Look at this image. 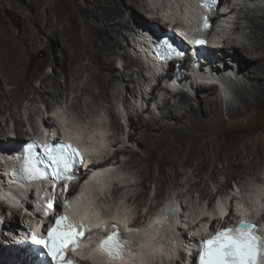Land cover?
<instances>
[{
  "label": "bare ground",
  "instance_id": "6f19581e",
  "mask_svg": "<svg viewBox=\"0 0 264 264\" xmlns=\"http://www.w3.org/2000/svg\"><path fill=\"white\" fill-rule=\"evenodd\" d=\"M11 7L21 8L22 12L29 10L28 18L32 29L29 38L31 44H45L49 39H56L58 42L57 39H60V44L56 49H51L45 44V50L49 49V53L59 55L57 59L51 61L54 66L53 74L40 76L38 87L30 83L28 88L22 90L17 88L16 91H7L0 88V148L10 149L9 152L0 149V158L5 163H7L6 157L16 159L21 144L28 141L31 136L43 138L45 131L49 134L48 139L59 135L76 144L82 141L81 136H84L90 142V145L85 146L87 150L90 148L95 153H102L101 146L106 145L108 141L103 128L96 124L86 131L80 126L69 123L64 113L59 114L57 110H50L49 114L48 108L51 102H54L62 109L63 100L72 93L68 104L70 109L78 111L81 104L90 109L103 108L111 117V125L118 131L122 130L111 99L115 92H117L116 96L121 95L118 94L122 89L121 82L128 80L129 85H126V90L132 96L131 98L137 102L141 100L142 105L147 104V108L144 110L141 106V110L151 112L150 104L154 102L161 116L143 119L137 113L139 110L133 108L135 105L129 107L126 104L127 125L130 129L127 134L122 130L121 135L126 134L128 142L133 139L139 146L137 138H132V135H136L138 125L146 126V131L138 134L146 154L139 158L136 149L124 142L126 136L119 141L113 135L112 142L109 143L114 151L111 157L99 162L97 167L111 166V161L115 159L114 164L122 165L123 162L121 163L119 158L128 153L129 159L124 163L127 165L137 161L135 167L145 164L146 169L142 172L137 169L134 173L144 175L151 182L156 183L157 197L163 196L167 186L178 187L187 169L191 172L186 182L188 186L186 193L191 194L197 191L202 199L207 198L208 182H216L220 174L227 179L232 175H239L238 183H235L239 190L238 185L242 187L243 181L258 182L259 187L249 192L250 206L241 201L242 203L238 205L239 210H235V214L244 221L259 220L260 228L264 233V190L262 189L264 185H261L264 181L259 176L264 170V123L235 137L222 138L217 135L219 123L222 122L223 107L229 120L239 121L247 117L251 110L264 99V0H225L222 5L219 0L218 10H226V12L221 16L217 15L215 21V23L219 21L218 31L212 35V39L215 38L222 48L213 53V58H217L213 65V72L219 74L224 87L219 89L212 84H197L189 75H185L184 81L191 87V94L182 88L170 91L164 87L162 81L167 83L164 78L168 74L159 76V71L147 67L137 51L139 45L135 38L140 30L139 24L144 25V28L156 27L157 30L166 33L169 23L174 22L173 29L184 31L191 36L199 33L201 12L199 0H30L28 9L18 3H13ZM243 7L247 9V13L242 12ZM229 24L233 26L234 34H237L232 42L229 41L230 36L226 32L231 28L228 27ZM211 32L214 30L211 29ZM240 40L242 42H238ZM124 41H126V50L123 47ZM247 44L252 48H249ZM117 47L122 48L118 50L117 59L121 62L123 76H117L114 73V70L119 68L116 66L115 57ZM239 48L245 58L241 53L242 56L238 54ZM128 50H131L134 55H130ZM218 53L221 54L222 59L218 60ZM225 57L229 58V61L225 62ZM0 60L2 68L0 71L3 73L4 82L9 83L17 79L24 65V59L12 41L2 35H0ZM183 62L189 67L190 58H185ZM217 62L220 65L223 64L224 68L232 74L222 73ZM172 68L173 66L169 67L170 72ZM136 69L139 72L137 77L139 83L135 84L131 81L133 80L131 75L137 71ZM196 77L200 79L203 76ZM118 86L121 87L117 89ZM29 93L32 96L28 100L30 103L28 119L33 121L34 115L38 114L34 111V102L37 101L45 103L48 113V115H38L39 122L35 126V132L30 135L24 131V121L19 114L21 98ZM173 95L179 99H172ZM195 99L197 100L193 102ZM122 100L127 101L125 98ZM31 111L34 113L32 114ZM4 121L5 124L2 125ZM11 125L13 128L10 129L14 131V135L10 138L7 133L11 131L9 129L5 131V128ZM26 136L29 137L26 138ZM216 162H221L222 166L218 167ZM102 172V175L95 174L90 177L89 181L81 187L80 194L68 198L64 210L73 220H82L87 223V226H93L94 230L101 225H110L111 218L106 213L120 223L119 225H123L122 222L125 220L132 222L131 228L134 229L138 240V249L133 254L111 264H152L155 263V259L161 260L162 264H167L168 259L173 261L176 255H178V261L174 264H188L191 260L190 253H193L195 249L197 235L206 232L208 217H215L217 213H224L229 207H233L234 197L231 200L225 197L224 203H218L216 206L212 205L214 199L210 197L206 211L200 206L193 208L191 218L187 220L189 224L187 229L175 222L178 221L181 224L185 221L182 219L185 217L183 215L187 208L183 203L178 204L180 210H177L169 201L168 204L160 203L156 208H149V217L141 216L133 219L125 210H123L124 215H121L120 211L122 212L121 209L124 207L122 205L116 206L112 211H105L92 203V200L95 203L96 194L106 189L109 184L111 195L115 191L120 192L122 189L135 185L130 182L125 183V179L121 177H119L121 180L111 184L110 177L104 174L108 173V170ZM87 174V170L82 171V181ZM8 177L5 166L0 163V184L6 186L5 192L0 194V208L13 206L15 209L12 217L4 220V230L9 231V228L19 227L20 223L29 224L35 229L39 219L34 211L46 213L50 209L48 198H46L49 191L43 185L45 182L23 183L21 188L16 187L19 188L18 190L12 178ZM138 183L144 185V181ZM32 187L36 190L35 199L31 200L35 208L29 211L28 215L22 214L21 210L25 211L23 207L25 202H22V198L25 196L24 193ZM223 187L225 184H221L219 189ZM183 196L184 194L178 193L175 197L181 199ZM146 197L147 193L144 192L133 195L130 199L132 198L134 204L142 209L145 206ZM130 199L127 200L129 204ZM227 204L230 206H226ZM162 207H164L163 210L160 209ZM170 209L173 210L172 214L169 213ZM92 216H96L99 222L105 224H98L94 221L96 218L93 219ZM19 218L22 219L20 222ZM141 222L145 226L141 227ZM211 224L213 226L211 230L215 228V224L219 227L218 221H213ZM225 225L226 223H222L221 227ZM100 231L98 229L97 233ZM167 235L175 239L176 243L174 242L173 251L166 250L161 253L158 243H163V238ZM0 239L3 241L2 235ZM18 239L23 241L25 238ZM183 240L182 244L178 242ZM4 241H6L5 244H2L3 242L0 244V264H32L33 259L27 256L25 250L16 252L18 251L16 249H6L7 241L10 240ZM183 243L188 248L187 252L181 251ZM78 254L85 260H90V263L86 264H108L89 242L84 244L82 251ZM156 264L160 263L156 261Z\"/></svg>",
  "mask_w": 264,
  "mask_h": 264
},
{
  "label": "rangeland",
  "instance_id": "374dc122",
  "mask_svg": "<svg viewBox=\"0 0 264 264\" xmlns=\"http://www.w3.org/2000/svg\"><path fill=\"white\" fill-rule=\"evenodd\" d=\"M29 1L30 0H0V35H2L4 38L10 39L12 41L13 45L20 51V53L22 54V57L24 59V65L20 69L19 76L17 77V79H15L12 82H9V83L4 82L3 73L0 71V88H3V90L16 91L17 88H20L21 90L26 89V88H28L30 83H31V85L38 87L39 86L38 78L40 76H42L43 74H47V75L53 74L54 66H52L53 64L51 61H53V59H57L58 55H59L58 53L55 54V52H54L55 55H53V52L49 53V49H48V51L45 50L46 49L45 44L49 45V47H51V49H56V48H58V44H60V39H57V40H59V42L56 41V39L55 40L54 39L53 40L52 39H49V40L45 39L48 41L45 42V44L43 43L40 45L30 43L29 38L31 36L32 29H31V22L29 21V18H28L29 10L28 11L24 10L22 12L21 8L11 7L13 3H18V5L21 4L22 7L28 9ZM223 3H225V0H221V5ZM250 9H254V8H250ZM241 10L243 13H247L246 8L243 7ZM42 12L45 13V11H42ZM236 13H237V11H236ZM234 17H235V15H234ZM228 27H231V28H229L230 31L226 30V32L230 36V37H228L229 41L232 42V40H235V38L237 37V34H234V29H233V26H231V24H229ZM42 38H44V36H42ZM56 42H57V44H56ZM238 42H242V40H240ZM123 43H124L123 47L126 50L127 49V46L125 45L126 41H124ZM238 44H240V43H238ZM247 45L249 48H252L249 44H247ZM118 50H122V48L117 47L115 49V51H116L115 57L117 60L116 66L119 68L115 69L114 73L117 76H121V75L123 76L124 73L122 70L123 68L121 67L122 66L121 62L118 61V59H117ZM238 50H239L238 54L241 55L242 50L240 48ZM128 53L130 55H134L131 50H128ZM218 54H219L218 60L222 59L221 54L220 53H218ZM217 57H218V55H217ZM242 57L245 58L244 55ZM215 59H217V58H215ZM228 59L229 58L225 57L224 61L225 62L229 61ZM224 61L222 60V62H224ZM143 62L145 63V61H143ZM217 64H220V63L217 62ZM0 69H2L1 68V60H0ZM136 70L137 71L133 72V74L131 75V78L133 79L131 81L135 84L137 82L139 83V79L137 78L139 76V72H138V69H136ZM229 73L231 74V72H229ZM126 85H129L128 80L122 81L121 82L122 89L118 93L121 95L116 96L117 92H115V95H113V98L111 100H112V103L114 106L115 115L122 125V130L124 133L127 134L130 128L127 125L126 113H128V111L125 108L126 104L129 107H133L135 105L133 108L139 110V112H137V113H139V116H141L143 119H149L150 117H154V118L158 117L159 118L161 116V114L159 113V111L154 106V104H155L154 102L152 104H150V105H152V106H150V108L152 107L151 112L142 111L141 106H143V108L145 110L147 108V104L143 103V105H142L141 100H138V102H137L134 98H131L132 96H130L128 94V91L126 90ZM121 86H118L117 89H119ZM123 87H125V88H123ZM181 88L185 90V88H183V87H181ZM110 91H115V89H110ZM72 95L73 94L71 93V95L68 98H65L63 100L64 104L61 105L63 110L61 109V107H59L60 105H56V104H54V102H51L52 104L50 105V102H49V105H50V108H48L49 114L52 110H57V112H59V114H60V112L64 113L66 118H68L69 123L75 124L76 126H80V128L85 129L86 131L90 128H93V125H95V126H96V124L99 125V127L103 128L102 130L105 131V134L107 137L106 139L108 140L107 141L108 145L107 144L104 145V148H105V150L106 149L110 150L109 153H111V155H112V152L114 151V149L112 146H110L111 143H109V142H112V137H113V135H115L116 138L119 139V141L123 137L126 136L124 138V140H125L124 142L128 143V145L131 146L133 149H136L137 156L139 158L144 157L146 152H145V149L143 148V143H142V141H140V139H139L140 137L138 134L144 133L146 131V126L138 125L137 130H136V135H132V138H137V141L139 143V146H137V144L134 142L133 139H131L132 143L127 141L128 136L126 134H125V136L121 135L122 130L118 131L111 125V117L108 115L109 113L106 112L105 109H103V108H100V109L99 108H97V109L91 108L90 109V108H87L84 104L80 105L78 111L70 109L68 104H69V100H70ZM30 96H32V94L29 93L27 96H24L21 98L22 104H21V107L19 109L20 110L19 114L21 115V119L24 121V126H23L24 128L23 129L29 135L32 134L33 132H35V129H36L35 126H36L37 122H39V120H38L39 116L38 115H43V114L48 115V113L46 112L47 110H46L45 103L37 101V102H34V104H35L34 111L37 112L38 114L34 115L33 121H30L28 119V112H29L28 106L30 105L28 100H29ZM175 96L176 95H173L172 99L176 98L178 100L179 98L175 97ZM122 98L127 99V101L122 100ZM196 100L197 99H195L193 102H195ZM88 101H90V100L88 99ZM157 101H158V99H157ZM34 111H31V113L33 114ZM224 112H225V110L223 107V111L221 113L222 122L219 123L220 126L217 130V135L221 136L222 138L235 137L236 135H239V133L241 134V133L247 132V131H249V129H252L256 125L264 123V99L256 107H254L251 110L250 114L247 117H245L239 121L229 120L228 116ZM53 119H54V116H53ZM54 121L56 123L55 119H54ZM4 124H5V121L2 122V125H4ZM12 126L13 125H11L9 128H5V131H6V129H9L11 131L10 133L9 132L7 133L8 137H10V138L13 137V135H14L13 134L14 131H12L10 129V128H13ZM131 133H132V130H131ZM28 137L26 136V138H28ZM85 140H86V138H83L82 141L85 142ZM139 147H140V149H139ZM129 156H130V154L125 153L123 155V157H120L119 159H120L121 163L122 162L124 163L127 159H129ZM115 161H116V159H115ZM115 161H111V163H110V165H111L110 166L111 176L119 175V177H121V179L122 178H123V180L125 179V183L130 182L131 184H135V185L132 187H128L126 189H122L120 192L115 191V193L112 195L109 192L111 187L109 188V190H104L103 192H102V190L99 191L98 194H96L95 203L92 200V203L95 204V206L102 208L105 211H108V210L112 211L116 208V206L122 205V206H124L121 209L122 212H123V210H125V212L128 213L131 218L137 219L138 217H141V216L145 217V218L149 217V215H150L149 214V208L150 207L156 208L160 203L168 204V201H169V202H171L172 205H175L177 210H180V207L178 206V204L183 203V205H185L187 208V210H185V213L183 215L185 217H184V219H182V221L183 220H185V221L181 222V224H179L180 222H178V221H175V222H177L179 226L181 225L185 229H187V227L189 226L188 218L189 217L191 218V215H192L191 211H193V208L200 206L201 209L204 208V210L206 211L208 209V207H206V205H208L210 197H211V199L215 200V197L220 195V199L218 200V203H224L223 200H225V198L223 199V196L225 197L228 195L231 199L234 197L232 204L235 206H238L239 204L242 203L241 201L244 199V197H246L247 201L250 203L251 200L249 197V192L256 190L259 187L258 182L253 183V182L249 181L246 183L243 181L242 187H241V185H238V186H240V190H239V188L236 187V184H235V183H238L239 175H232L227 179L224 175L220 174L217 176L216 182H214V181L208 182L207 198L202 199L200 197V194L197 191L193 192L191 194L186 193V190L188 189L186 182H187L188 176L190 175V172H191L190 169H187L185 171L186 174L182 177V179H180L181 183L179 184L178 187L172 188L170 186H167L164 190L163 196L157 197V191L158 190H157L156 183L151 182L144 175H143L144 176L143 177L140 175H136L134 173V172H136L137 169L141 170V172L144 169H146L144 163L139 165L138 167H135V164L137 163V161H134V162L129 163L127 165L125 163L124 164L122 163V165L120 163L114 164ZM216 164L218 167L222 166L221 162H216ZM259 176H260L261 180L264 181V170H263V172H260ZM119 177H118V180H121ZM139 181H141V182L144 181V185L138 183ZM221 184H225V187H223L220 190L219 187ZM261 185H264V183ZM108 186H110V184ZM262 189L264 190V187ZM118 190H120V189H118ZM239 191H240V194L238 193ZM144 192L147 193V197L145 199L146 200L145 206L142 207V209H141L140 206L137 207L136 204H134L133 199L132 198L130 199V197L133 195H139V194L144 193ZM104 193H107V194H105V198H104ZM178 193L181 195L184 194L183 198H181V199L177 198L176 199L175 196ZM128 198L130 199V201H129L130 204L127 203ZM125 200H126V202H124ZM163 208L164 207H162L160 209L163 210ZM122 212L120 211L121 215L122 214L124 215V212L123 213ZM153 213H154V211H153ZM141 219L142 218H140V220ZM18 220L20 222V220H22V219L19 218ZM177 223H175V224L177 225ZM142 225L145 226V224H142V222H141L140 226L143 227ZM190 233H192V232H190ZM178 242H180L182 244V241H178ZM181 247H183V246H181ZM156 261H158L160 264H162L161 260H158V259H155L154 260L155 263H152V264H156ZM167 264H174V261H170L168 259Z\"/></svg>",
  "mask_w": 264,
  "mask_h": 264
},
{
  "label": "snow or ice",
  "instance_id": "6c2138e0",
  "mask_svg": "<svg viewBox=\"0 0 264 264\" xmlns=\"http://www.w3.org/2000/svg\"><path fill=\"white\" fill-rule=\"evenodd\" d=\"M211 6L215 0H207ZM207 21L205 28H207ZM204 43L202 40L196 41ZM165 51L176 56L181 55L167 42ZM44 155L52 163L55 177L58 180H71L70 169L77 164H83V158L71 144L60 143L56 146L44 145ZM24 171L29 179H36L44 175L36 168L31 160H25ZM52 207L51 204L48 205ZM84 235L82 224L68 222L66 216L57 217L53 227L46 229V238L31 236L33 243L46 250V255L55 264H72L64 256L65 250L71 246L77 250L80 238ZM199 264H264V237L256 232V225L240 222L235 228H225L218 231L210 239L200 242ZM135 239H124L118 232L107 235L100 241V251L112 261L123 259L125 255L136 251ZM195 264V261L193 262Z\"/></svg>",
  "mask_w": 264,
  "mask_h": 264
},
{
  "label": "water",
  "instance_id": "95a60500",
  "mask_svg": "<svg viewBox=\"0 0 264 264\" xmlns=\"http://www.w3.org/2000/svg\"><path fill=\"white\" fill-rule=\"evenodd\" d=\"M170 214H172L173 213V210L172 209H170V212H169Z\"/></svg>",
  "mask_w": 264,
  "mask_h": 264
},
{
  "label": "clouds",
  "instance_id": "9594fccd",
  "mask_svg": "<svg viewBox=\"0 0 264 264\" xmlns=\"http://www.w3.org/2000/svg\"><path fill=\"white\" fill-rule=\"evenodd\" d=\"M225 197H228V198L230 199V197H229L228 195H227V196H225ZM225 197H224V198H225Z\"/></svg>",
  "mask_w": 264,
  "mask_h": 264
}]
</instances>
